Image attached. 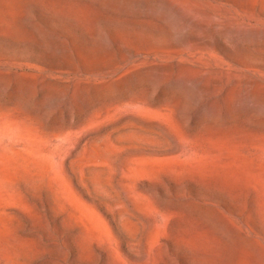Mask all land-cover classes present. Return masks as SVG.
<instances>
[{
	"label": "rangeland",
	"instance_id": "1",
	"mask_svg": "<svg viewBox=\"0 0 264 264\" xmlns=\"http://www.w3.org/2000/svg\"><path fill=\"white\" fill-rule=\"evenodd\" d=\"M0 264H264V0H0Z\"/></svg>",
	"mask_w": 264,
	"mask_h": 264
}]
</instances>
